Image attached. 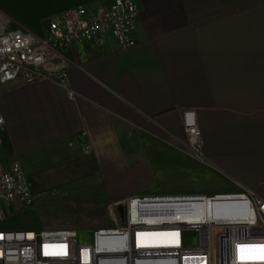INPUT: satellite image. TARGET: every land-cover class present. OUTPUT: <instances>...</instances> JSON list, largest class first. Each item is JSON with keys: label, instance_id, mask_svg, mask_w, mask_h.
I'll return each instance as SVG.
<instances>
[{"label": "crops", "instance_id": "obj_1", "mask_svg": "<svg viewBox=\"0 0 264 264\" xmlns=\"http://www.w3.org/2000/svg\"><path fill=\"white\" fill-rule=\"evenodd\" d=\"M133 1V48L110 37L71 51L80 65L69 73L73 100L50 81L0 85V173L19 163L36 197L30 208L3 207L0 230L89 231L110 204L133 196L244 186L264 198V0ZM111 2L0 0V10L43 36L64 13ZM184 112L207 161L184 144Z\"/></svg>", "mask_w": 264, "mask_h": 264}, {"label": "built area", "instance_id": "obj_2", "mask_svg": "<svg viewBox=\"0 0 264 264\" xmlns=\"http://www.w3.org/2000/svg\"><path fill=\"white\" fill-rule=\"evenodd\" d=\"M140 7L133 0H112L108 7L70 10L35 35L0 10V85L22 78L28 85L50 81L69 91V73L80 68L71 56L75 45H104L112 37L120 48L136 45ZM1 102V97H0ZM185 146L207 161L193 113H183ZM6 121L0 109V145ZM86 152L92 150L86 145ZM36 197L19 163L0 173V218L3 207ZM112 228L96 230L89 242L74 229L0 230V264H264V198L253 188L218 195L133 196L108 207ZM195 233L199 246H188ZM243 255V259L241 258Z\"/></svg>", "mask_w": 264, "mask_h": 264}, {"label": "rangeland", "instance_id": "obj_3", "mask_svg": "<svg viewBox=\"0 0 264 264\" xmlns=\"http://www.w3.org/2000/svg\"><path fill=\"white\" fill-rule=\"evenodd\" d=\"M86 226H88L89 228L93 227V229L89 230V231H84L81 233L79 232L82 241H85V242L90 241L93 233L96 230L101 229V228H112L113 227L111 220L109 219V217L106 214L102 215L100 220L99 219L96 221L94 220V222L89 223L88 225L85 224V228H86ZM15 231H34V230L22 229V230H15ZM35 232H38V231H35ZM186 241H187L188 246H190L191 248H196L199 246V237L195 233H191V234L187 235Z\"/></svg>", "mask_w": 264, "mask_h": 264}, {"label": "snow or ice", "instance_id": "obj_4", "mask_svg": "<svg viewBox=\"0 0 264 264\" xmlns=\"http://www.w3.org/2000/svg\"><path fill=\"white\" fill-rule=\"evenodd\" d=\"M238 248L241 253H243L245 249H260L262 255L259 258L264 259V245H240ZM241 258H244L243 255H241Z\"/></svg>", "mask_w": 264, "mask_h": 264}]
</instances>
